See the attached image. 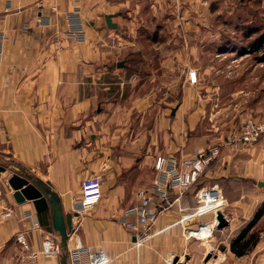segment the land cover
Instances as JSON below:
<instances>
[{
	"label": "crops",
	"instance_id": "1",
	"mask_svg": "<svg viewBox=\"0 0 264 264\" xmlns=\"http://www.w3.org/2000/svg\"><path fill=\"white\" fill-rule=\"evenodd\" d=\"M127 4L126 0H84L80 4L72 0H0V34L6 38L0 62V164L12 165L19 173L49 183L64 213L73 211L81 181L99 175L102 198L78 226L82 243L102 251L111 260L109 264H166L170 256H177L188 245L184 226L176 223L193 208L194 190L158 215L153 229L158 234L152 246L146 242L134 248L133 236L121 227L119 220L136 201L135 192L140 186L136 170H140V160L131 159L130 152H135L132 145L127 147L121 140L118 146L120 136L116 133L110 139L111 144H104L110 127L107 123L100 124L104 116L96 112L100 94L94 90L88 93L101 87L111 95V89H117L116 96L120 98L119 89L126 85V89L130 88L128 100L134 99L130 82L103 81L110 68L113 75L128 71L121 56L128 51L129 55L140 41L134 36L126 40L120 36L124 22L119 11ZM75 8L84 22L83 42L64 36L67 30L64 14ZM105 15L112 16L116 29L106 27ZM44 16L51 17V27L39 24ZM114 39L117 44L111 46ZM136 55L141 56V51ZM119 63L123 65L117 67ZM192 86L187 82L182 102L164 110L172 115L171 119L165 118L166 112L158 119L156 130L170 129L165 133L170 141L164 153L174 151L177 156H187L206 147L204 141L192 142L198 138L193 133L200 119V114L191 110ZM138 104L147 105L145 97ZM108 106L117 104L109 101ZM142 134L140 140L142 136L146 140L136 153L145 158L151 149L147 133ZM8 175L9 172L0 173V206L12 211L10 217L0 216V264L11 263L16 250L14 236L29 225L21 217L24 212L34 211L31 203L15 204L11 189L3 182ZM174 199L175 196L171 201ZM35 215L41 230L32 232L28 241L34 251H39L43 236L59 238L52 230L47 212ZM204 232L191 235L203 246L209 243L203 238ZM40 264H60V258H41Z\"/></svg>",
	"mask_w": 264,
	"mask_h": 264
},
{
	"label": "rangeland",
	"instance_id": "2",
	"mask_svg": "<svg viewBox=\"0 0 264 264\" xmlns=\"http://www.w3.org/2000/svg\"><path fill=\"white\" fill-rule=\"evenodd\" d=\"M126 1L129 4L119 11L124 22L120 36L125 40L134 36L140 41L129 55L128 51L126 56H121L128 71L113 75L110 68L103 81L130 82L134 99L128 100L130 88L126 89V85L115 87L122 91L120 98L116 96L117 89H111V95L101 87L86 90L100 94L96 112L104 116L100 124L107 123L110 127L103 142L111 144L110 139L116 133L120 136L118 146L121 140L127 147L132 145L135 152H130L131 159L140 160L137 161L140 170H136L140 183L137 191L149 188L155 158L177 155L174 151L164 153L170 141L165 133L170 129L156 130L158 119L163 112H166L165 118L171 119L172 115L164 110L182 102L183 86L190 84L189 75L195 74L196 83L191 82V110L197 111L200 119L193 133V137L198 138L192 142L204 141L206 147L201 150L216 146L220 152L205 168L198 183L205 187L216 186L221 191L225 199L224 214L231 219L228 227L214 229L211 235L204 230L203 238L209 241L205 246L196 237L188 238L186 249L177 256H170L166 264H174L175 258L180 264H264V214L249 232L254 233L257 240L253 250L240 258L230 252V242L264 204V134H259L254 143L241 142L245 122L264 127V46L261 52L248 49L250 41L264 34V0ZM138 50L141 56L136 55ZM141 97H145L147 105L138 104ZM109 101L117 106L107 107ZM141 132L147 133L151 149L146 162L143 155L136 153L146 140L143 136L140 140ZM3 182L8 186L6 179ZM192 189L195 193V188ZM193 201L194 208V194ZM193 208L186 212L190 213ZM154 211L164 212L158 207H154ZM205 218L198 220L199 224L211 219ZM156 221L157 218L149 230L150 246L158 234L153 230ZM196 225V222L192 225L195 230L199 226ZM186 236L184 232L185 239Z\"/></svg>",
	"mask_w": 264,
	"mask_h": 264
},
{
	"label": "built area",
	"instance_id": "3",
	"mask_svg": "<svg viewBox=\"0 0 264 264\" xmlns=\"http://www.w3.org/2000/svg\"><path fill=\"white\" fill-rule=\"evenodd\" d=\"M84 0H72L75 4H80ZM51 11L56 13L53 7ZM67 22V30L64 36L72 38L78 42L85 39L84 22L80 17L78 8L64 14ZM42 27L52 26V19L44 16L39 19ZM27 29V28H26ZM6 40L3 34H0V62L2 58V47ZM115 41H111V46ZM190 83H195V74L189 75ZM264 134L263 126H255L254 123L247 121L241 133V142L244 145L254 143L259 134ZM216 146H210L205 150H198L196 153L187 156L177 155H159L155 158L152 167L153 179L149 188L145 187L138 190L135 194L136 203L124 211L119 223L131 236L135 238L132 243L134 248L145 244L149 236V230L154 224L157 213L154 207L161 211L168 210L170 205L180 200L183 195L198 184L199 178L204 174L208 164L219 155ZM176 195V196H175ZM172 196L175 199L171 201ZM102 198V178L99 175H92L85 178L80 183V192L74 203V209L71 213L72 230L68 233L67 248L65 250L66 264H109L110 259L99 250H93L84 245L77 233L78 226L82 219L98 205ZM195 207L190 213L181 216L178 224L184 226L186 239L191 235L207 230L212 234L217 226L215 214L221 212L230 224L231 219L224 214L225 199L221 191L216 186L200 187L194 193ZM153 208L151 209V206ZM153 211V212H152ZM155 212V213H154ZM159 214V213H158ZM12 211L0 206V216L10 217ZM210 217L206 224H199L198 220ZM22 222H27L28 227L24 228L14 236L16 250L10 264H40L41 258H60L64 253L59 240L49 236H43L40 242V250L34 251L28 241V236L32 232L41 230L34 211H27L21 217ZM77 226L75 227V223ZM197 223V230L190 228ZM194 232V233H193ZM195 237V236H194Z\"/></svg>",
	"mask_w": 264,
	"mask_h": 264
},
{
	"label": "water",
	"instance_id": "4",
	"mask_svg": "<svg viewBox=\"0 0 264 264\" xmlns=\"http://www.w3.org/2000/svg\"><path fill=\"white\" fill-rule=\"evenodd\" d=\"M112 16L105 15L104 21L106 27L109 30L116 29L117 26L111 22ZM123 64L119 63L117 67H121ZM11 172L7 178L6 183L12 191V198L17 205L31 203L33 210L37 215L47 212L50 216V222L52 230L57 234L60 242V246L64 253L60 257V264H66L65 250L67 248L68 233L72 230L71 215L64 213L61 202L57 194L51 191L49 183L41 182L40 180L25 174L19 173L12 165L1 166L0 173ZM217 220V230H222L228 227V221L225 220L221 212L215 214ZM135 241V238H132ZM178 258L174 259L176 264ZM180 264V263H177Z\"/></svg>",
	"mask_w": 264,
	"mask_h": 264
},
{
	"label": "trees",
	"instance_id": "5",
	"mask_svg": "<svg viewBox=\"0 0 264 264\" xmlns=\"http://www.w3.org/2000/svg\"><path fill=\"white\" fill-rule=\"evenodd\" d=\"M256 33V32H252ZM247 37H250L249 35ZM264 46V34H261L254 40L249 42L248 49H251L252 52H261ZM262 61H264V51ZM200 184H196L193 188L195 191L199 189ZM264 214V204H262L257 211L255 212L252 220L243 228L237 236L230 242V252L237 258L243 257L248 254L257 244L256 238H254V233L249 234L250 230L256 225L258 220Z\"/></svg>",
	"mask_w": 264,
	"mask_h": 264
},
{
	"label": "bare ground",
	"instance_id": "6",
	"mask_svg": "<svg viewBox=\"0 0 264 264\" xmlns=\"http://www.w3.org/2000/svg\"><path fill=\"white\" fill-rule=\"evenodd\" d=\"M222 252H224V249L222 250Z\"/></svg>",
	"mask_w": 264,
	"mask_h": 264
}]
</instances>
